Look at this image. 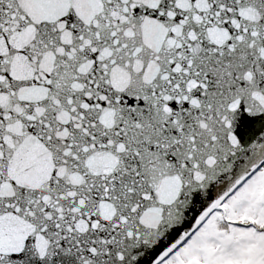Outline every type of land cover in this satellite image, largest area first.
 <instances>
[{
  "label": "snow or ice",
  "instance_id": "obj_1",
  "mask_svg": "<svg viewBox=\"0 0 264 264\" xmlns=\"http://www.w3.org/2000/svg\"><path fill=\"white\" fill-rule=\"evenodd\" d=\"M0 264H264V0H0Z\"/></svg>",
  "mask_w": 264,
  "mask_h": 264
}]
</instances>
